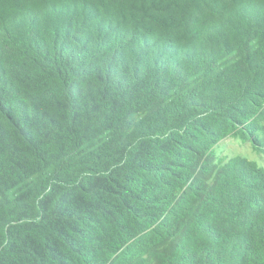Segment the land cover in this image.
I'll list each match as a JSON object with an SVG mask.
<instances>
[{
  "label": "trees",
  "instance_id": "obj_1",
  "mask_svg": "<svg viewBox=\"0 0 264 264\" xmlns=\"http://www.w3.org/2000/svg\"><path fill=\"white\" fill-rule=\"evenodd\" d=\"M264 0H0V264H264Z\"/></svg>",
  "mask_w": 264,
  "mask_h": 264
},
{
  "label": "rangeland",
  "instance_id": "obj_2",
  "mask_svg": "<svg viewBox=\"0 0 264 264\" xmlns=\"http://www.w3.org/2000/svg\"><path fill=\"white\" fill-rule=\"evenodd\" d=\"M215 151L219 157L228 159L234 155H242L264 165V154L255 151L251 141L229 136L216 146Z\"/></svg>",
  "mask_w": 264,
  "mask_h": 264
}]
</instances>
